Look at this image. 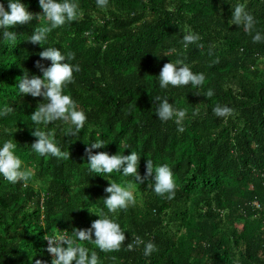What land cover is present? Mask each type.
Instances as JSON below:
<instances>
[{
    "label": "trees",
    "instance_id": "trees-1",
    "mask_svg": "<svg viewBox=\"0 0 264 264\" xmlns=\"http://www.w3.org/2000/svg\"><path fill=\"white\" fill-rule=\"evenodd\" d=\"M20 2L34 17L43 14L39 0ZM72 2L78 18L53 29L43 46L28 39L36 27L49 25L44 17L10 28L14 43L0 38V111L12 109L0 116V148L11 140L22 170L31 172L26 185L0 175V264H51L43 237L54 233L73 239L89 256L96 252L98 264H264V40L253 43L257 32L264 37V0H108L106 8L97 0ZM0 3L10 11L9 0ZM238 4L255 19L251 35L230 22ZM186 30L200 37L187 48ZM47 47L74 53L68 62L80 66L63 89L87 116L77 136L61 120L34 124L31 114L47 101L19 92L17 78L24 73L42 78L37 61L51 66L39 55ZM178 60L203 73L204 83L160 88L164 64ZM156 96L185 110L183 132L175 118L157 117ZM217 104L233 109L232 115L217 117ZM37 127L50 132L68 158L36 154ZM98 140L106 146L92 154L136 152L143 183L122 171L91 172L85 149ZM148 158L172 170L173 199L149 185L156 173L146 176ZM109 180L132 185L135 204L108 212ZM88 210L120 225L126 239L119 251L105 253L77 239L74 229H88L100 218ZM134 237L144 243L129 251ZM149 241L157 250L145 256Z\"/></svg>",
    "mask_w": 264,
    "mask_h": 264
},
{
    "label": "clouds",
    "instance_id": "clouds-1",
    "mask_svg": "<svg viewBox=\"0 0 264 264\" xmlns=\"http://www.w3.org/2000/svg\"><path fill=\"white\" fill-rule=\"evenodd\" d=\"M108 0H97V6L106 8ZM39 5L43 10L42 15L35 16L30 13L26 6L20 0H9L8 9H5L3 3H0V38L5 41L15 42L17 34L9 29L17 24H26L34 18H46L49 22L48 26L36 27L33 35L28 39L32 44L44 45L48 34L55 28L63 26L67 22L75 21L78 18V5L72 0H39ZM230 22L233 25L243 26L244 30L251 35L254 26V17L245 11L243 4H238L232 11ZM198 34L187 32L183 36L182 43L185 48L189 44L199 41ZM264 40L258 32L253 36V43H258ZM202 47V45H201ZM174 51V49L172 50ZM41 59L50 60L51 66L43 67L37 61V67L43 73L40 76L29 78L28 73L17 78L18 88L21 95H31L32 97H43L46 103H40L36 110L31 114V120L37 126L43 124L45 126L61 120L65 123H70L73 128H70L68 134L77 136L85 126L87 116L83 111L77 110L76 102L69 96L63 93L66 85L74 83V72L80 71V66L72 65L68 61L75 59L74 53L62 54L61 50L56 47H47L46 50L39 53ZM167 56V55H166ZM67 61V62H64ZM180 67H177V66ZM159 86L162 89H167L169 85L172 87L188 86L198 87L205 81L203 73L195 74L189 66L183 61H176L164 64L159 76ZM16 82V83H17ZM207 98L214 95V91L209 89L205 94ZM158 102L156 115L162 122H167L175 118V123L178 125V131L183 132L185 129L182 121L186 116L185 110H177L168 98L160 96L155 97ZM12 111L11 108L5 106L0 111V116H7ZM213 112L217 117L226 118L233 113V109L228 106L217 104L213 108ZM7 132L8 130L5 129ZM32 135L38 139L31 144L32 150L42 157L49 155L58 159L68 158L69 153L61 151L51 138V133L41 130L39 127L32 129ZM103 141L90 143L85 149L86 159L90 165L89 170L99 175H108L115 172H121L123 176L134 177L135 181L143 183L144 177L139 173L140 156L132 151L130 155H109L107 152H99L92 154V149L105 147ZM16 144L11 140L5 141L3 147L0 148V175L8 182L16 184L24 182L26 185L31 178V172L22 170V161L14 154ZM155 171V183L149 184L154 187L157 195L166 196L171 200L175 196V180L172 170L167 166L154 167L151 159L146 161V176L151 177ZM110 181V180H109ZM132 185L127 187L110 181V186L105 189L110 195L104 199V203L108 212L115 213L120 209H127L129 205L135 204L133 192L129 190ZM89 211V210H88ZM100 218L93 221L88 229H74L75 235L80 241H91L101 251L108 253L119 251L121 246L125 244V232L121 230L118 223L109 219L104 212L93 213ZM93 230L95 239H93ZM48 242L47 252L53 256L51 264H98V256L96 252H92L89 256L88 249L76 243L71 238L64 235L52 234L43 237ZM144 243L139 237H134L132 242L127 244V250L133 251L136 246ZM66 245V247H65ZM154 242L149 241L145 244V256L151 255L156 251ZM115 259V257H113ZM36 264H43L37 260Z\"/></svg>",
    "mask_w": 264,
    "mask_h": 264
}]
</instances>
